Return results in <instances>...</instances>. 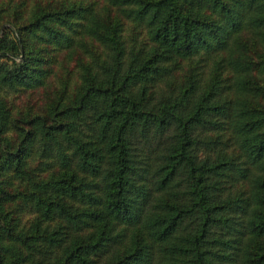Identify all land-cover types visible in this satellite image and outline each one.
<instances>
[{"label":"trees","instance_id":"trees-1","mask_svg":"<svg viewBox=\"0 0 264 264\" xmlns=\"http://www.w3.org/2000/svg\"><path fill=\"white\" fill-rule=\"evenodd\" d=\"M70 2L0 10V264H264V0ZM75 25L79 87L15 117Z\"/></svg>","mask_w":264,"mask_h":264},{"label":"rangeland","instance_id":"rangeland-1","mask_svg":"<svg viewBox=\"0 0 264 264\" xmlns=\"http://www.w3.org/2000/svg\"><path fill=\"white\" fill-rule=\"evenodd\" d=\"M49 1L51 0H0V10L4 11L5 16H12L13 13L17 11L19 14H22L23 19H26L29 12L36 4H45ZM74 1H83L85 5L94 2V9L96 11L99 5L95 0H72V2ZM66 31L72 37L73 48L72 50L67 51L61 46H53L49 54L50 62L48 68L50 74L42 87L34 90L17 89L15 91H2L4 98L7 101V104L12 108V113L15 117L28 114L36 115L46 112L51 101L58 97L65 87H67L68 93L75 92L81 83L79 61L82 58L84 61L92 59L91 54L85 50L83 45L84 42H87L88 49L95 48L100 52V48L97 44H94L92 40L87 37H82L81 33H83V29L80 26L78 27V25H75V27L72 29L69 28ZM124 38L129 48L134 45L144 47L147 42L145 29L136 27L135 24L128 21L125 24ZM82 39L84 42H82ZM211 65V61L201 62L197 59L192 62H183L180 69L175 74V83H178V81L180 82L185 76H187V74L189 75L191 73L192 75L205 80L210 74ZM37 163L38 159H32L30 166H37ZM54 168H56V165L53 167L52 171ZM47 171L46 175L50 173V168L47 169ZM7 179H9L12 184V186H8L10 189L15 190L21 186L20 182L13 178V175L8 174ZM19 216L22 219L23 225L26 226H29L34 219V215L28 212L19 213Z\"/></svg>","mask_w":264,"mask_h":264}]
</instances>
